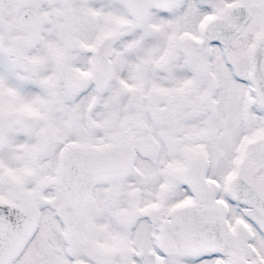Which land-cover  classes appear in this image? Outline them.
Segmentation results:
<instances>
[{
	"label": "snow or ice",
	"instance_id": "6c2138e0",
	"mask_svg": "<svg viewBox=\"0 0 264 264\" xmlns=\"http://www.w3.org/2000/svg\"><path fill=\"white\" fill-rule=\"evenodd\" d=\"M0 264H264V0H0Z\"/></svg>",
	"mask_w": 264,
	"mask_h": 264
}]
</instances>
